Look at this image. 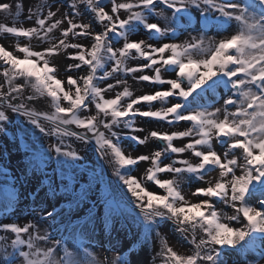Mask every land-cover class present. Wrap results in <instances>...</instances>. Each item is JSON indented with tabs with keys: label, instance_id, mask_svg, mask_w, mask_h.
I'll list each match as a JSON object with an SVG mask.
<instances>
[{
	"label": "snow or ice",
	"instance_id": "obj_1",
	"mask_svg": "<svg viewBox=\"0 0 264 264\" xmlns=\"http://www.w3.org/2000/svg\"><path fill=\"white\" fill-rule=\"evenodd\" d=\"M0 11L13 40L0 43V162L12 140L27 161L0 175L36 181L33 218L0 221V264H131L157 246L150 264H264V0H0ZM129 78L153 90L136 95ZM73 141L119 183L98 195ZM5 192L7 217L18 193ZM121 231L135 237L122 254Z\"/></svg>",
	"mask_w": 264,
	"mask_h": 264
},
{
	"label": "rangeland",
	"instance_id": "obj_2",
	"mask_svg": "<svg viewBox=\"0 0 264 264\" xmlns=\"http://www.w3.org/2000/svg\"><path fill=\"white\" fill-rule=\"evenodd\" d=\"M6 2L15 4L18 2V0H6ZM37 3V0H24L25 9L30 6L31 4ZM63 10V9H62ZM23 19V17H21ZM87 19V15H86ZM0 23H11V17L8 16L7 13H4L0 11ZM25 26H30V22L25 21ZM0 43H4L6 46L13 43V40L11 37L4 39L2 35H0ZM11 50V49H10ZM68 61H59V63H66ZM15 119V117H13ZM151 121H141L140 126L144 127L146 129H152L153 125L150 123ZM142 136V134H140ZM11 139V137H9ZM7 143V141H5ZM17 141L12 140L11 143L8 144V148L11 151L10 158L6 157L3 162H0V166H3L4 163H7L8 159H10V164H8V172L10 177L19 176L21 173V170L24 168V164L27 163V161L23 157L24 149L20 148L19 151H17L16 148ZM73 147L80 150L82 156L84 159L82 160V164L84 166V170L77 169V173L80 174L81 171H83V175L86 177L94 176L95 180L93 183L94 188H98L97 194H103L107 190V186L109 182H112L113 185L118 184L119 182L116 180V177L113 176V166L106 163L105 161H102L98 158L97 155H95L92 151H90L89 148L82 145L79 141H73L72 142ZM125 144L128 145L129 142L125 141ZM130 147V145H129ZM143 147H139L136 149V151H133V155L142 154ZM146 167L144 163H141L140 165V171L137 173H134L135 175H140L142 170ZM29 179H30V173H28ZM8 185H14L17 193H18V199L15 204L7 211V217H5V211H4V204L7 202V193L5 192V187ZM192 188L194 189L197 185L193 183ZM36 189V181H31L30 183H23L22 182H14L11 179H5L4 176L0 175V221L3 222H10V221H18L19 223H24L33 217L28 214L27 208L31 203V198L28 195L30 192L35 191ZM43 193L41 192V196ZM255 203V200L252 201ZM59 206V205H57ZM112 207L115 208L117 213H124L126 214V208L123 205V203L119 200V197L117 196L116 199L112 203ZM104 211L103 208H100V212L102 213ZM225 211H227L229 214H232V209L226 208ZM164 233L168 237V242L171 246H173L176 250L180 252H187L188 248L190 247L188 244L178 241V238L176 235L173 234L170 226H166L163 229ZM113 243L118 245L117 252L122 254L127 252L130 245L135 240L134 236H129L125 232L121 231L119 233H113ZM101 240H104L106 243V238L101 234L100 235ZM78 237H73L70 241L71 244L75 245L76 247H79V244L77 243ZM159 246L156 247L154 251H158ZM99 253L102 255H108L111 257V253L105 252L104 248H98L96 249ZM154 251H150L147 248H138L133 255L130 256L131 264H150L151 258L154 255ZM252 256H255V252L251 253ZM161 260L160 258H157L156 264H160Z\"/></svg>",
	"mask_w": 264,
	"mask_h": 264
},
{
	"label": "bare ground",
	"instance_id": "obj_3",
	"mask_svg": "<svg viewBox=\"0 0 264 264\" xmlns=\"http://www.w3.org/2000/svg\"><path fill=\"white\" fill-rule=\"evenodd\" d=\"M107 10V9H106ZM133 39H137L138 36H133L132 37ZM132 63H136L135 61L132 62ZM129 84L132 85V88L133 90L135 91V94L136 95H140V94H143L145 92H151L153 89L148 85L147 82H144L142 84H137L136 82L132 81L131 78H129ZM158 106V105H157ZM144 121H147V120H144ZM150 123H152L153 125V128L151 130H155L157 128H162V129H166L168 128V126L166 124H164L163 122H160V123H157L156 121H151ZM170 131L172 129H169ZM140 134H144V133H139ZM143 147V146H141ZM159 147V145L155 144V143H151L149 144L147 147H143L142 151L143 153L147 152L148 150L150 149H154V148H157ZM188 154L186 153L185 156H187Z\"/></svg>",
	"mask_w": 264,
	"mask_h": 264
},
{
	"label": "trees",
	"instance_id": "obj_4",
	"mask_svg": "<svg viewBox=\"0 0 264 264\" xmlns=\"http://www.w3.org/2000/svg\"><path fill=\"white\" fill-rule=\"evenodd\" d=\"M112 209H113V211H114V212H116V213H117V211H118V210H116V209H115V208H113V207H112ZM160 264H161V263H160Z\"/></svg>",
	"mask_w": 264,
	"mask_h": 264
}]
</instances>
